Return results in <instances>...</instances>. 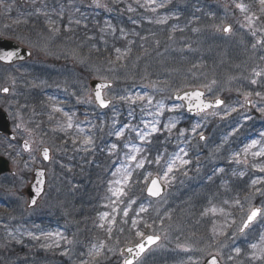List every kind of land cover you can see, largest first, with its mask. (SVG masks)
I'll use <instances>...</instances> for the list:
<instances>
[{
	"label": "rangeland",
	"instance_id": "374dc122",
	"mask_svg": "<svg viewBox=\"0 0 264 264\" xmlns=\"http://www.w3.org/2000/svg\"><path fill=\"white\" fill-rule=\"evenodd\" d=\"M72 1L80 4V6L85 3L98 8L95 4H91L93 0ZM99 2L103 3L105 9L108 10L112 0H99ZM162 2L163 0H156V3ZM235 2H243L249 5L251 12L260 15L257 0H235ZM171 4L173 9L169 8V12L161 10L157 16L170 15L172 17L176 14V6L188 7L190 5H200L197 9L201 13L192 24H184L185 29L171 21L164 23L161 30L160 28L151 29L148 27L149 32L154 36L151 37L148 34L149 39L143 46H141L142 41L131 44L136 42L132 40L131 43L127 41L123 46L120 45L123 49L118 48L122 52L126 51L127 54L124 59L119 61L116 60V54H113L115 57L114 64L106 62L113 57L105 56L106 53H103V57L97 59L93 64L90 55L87 56V59L79 56L73 49L74 44H79V41L70 40L66 36L67 34L53 33L47 28L48 31L45 35L55 42L45 43L43 40L37 41L35 36H32L34 30L19 31L15 34L8 32L7 27H0V35L18 38L21 44L33 52V57L26 62L12 66H1L4 68L0 67V88L2 86L10 88L8 94L0 93V106L9 113L10 118L12 117L20 125L15 130L18 138L27 139L31 143L29 153L24 152L21 146L16 148L17 158L11 162L12 167L16 170V176L14 178L0 176V264H62L58 260L57 252L61 256L63 255L64 264H72L73 262L80 264L81 260L89 259L87 252L91 245L99 244L100 241H104L107 245L104 250L105 258L100 261L104 264H122L121 249L138 240L135 236V229H131L130 220L133 217L140 221L138 225L140 231H142L141 227H145V223L154 224L153 228L145 227L147 233L159 234L162 237L160 243L163 244V247H153L152 251L143 258V264H160V258L167 259L166 251L170 253L169 256H175L177 261L187 253L194 254V257L199 260L197 262L201 263L207 255L219 253L218 256L223 264H239L234 257L232 260H228L229 255L225 249L236 241L246 244L247 250L244 259L247 258L251 250L248 245L255 243L260 233L264 231V219H258L247 230L246 235L237 236L235 240L227 238L225 242L218 244H216V239L211 237L213 231H210L208 236L203 237L199 236V232L203 231L202 223L222 216L219 212L216 215L211 212L207 216L201 215L205 208L212 205L217 208H224L226 212L232 214V218L239 221L243 214L240 207L233 206L231 202L239 199L244 209L247 210L249 202L245 200V196L251 191L249 187L251 180L264 175V173L253 170L250 166L237 164L231 159L234 152H240L252 140H261L259 134L254 136V131L259 129L254 118H258L257 116L263 118L264 116L257 112L253 106L247 108L245 105L241 108L240 105L244 103L243 93L251 92L253 94L250 97L252 102L257 106H264V99L255 95L256 92H260L264 96V77L253 76V68L256 63L260 62L258 70H264V59H261L264 57V48L258 46L253 49L251 47L255 38L247 27H242L246 23L244 21L245 13H241L235 8L234 0H196L193 2L173 0ZM123 14L128 16L130 11H124ZM226 24L232 26V34H225L216 30L215 26ZM256 26H264V21L256 22ZM193 29H197V31H193ZM72 30L74 28L70 27L63 33H70ZM198 31L199 33H196ZM202 32L207 41H203V47H200L197 42L202 39ZM156 36L163 37L162 41H158ZM181 37L186 38V42L191 48L185 44ZM109 43L110 45L107 44V46L112 48L117 42L112 40ZM182 51L187 52L184 57L187 66L178 69L173 65L176 63L177 55ZM80 54L83 55L82 52ZM122 62H126L125 72L119 70L123 69L120 65ZM80 67L87 71L81 72ZM143 68L150 71L153 69L152 76L166 72L168 75L150 78L152 76H147L142 72ZM94 71L99 74L97 78L112 80L113 85L106 90L108 98L147 93L153 97V106L143 108L141 103L130 105L115 101L109 108L101 110L94 103H83L82 99L91 93L89 80ZM253 78L257 80V84L251 83ZM212 81H216V83L211 84ZM132 83L135 84L128 88ZM153 84L156 85L155 88L152 87ZM202 85H211V91L202 88L208 98L224 96L225 104L221 109L216 110L219 112V115L216 116L208 115L204 118L200 115L195 120L190 121L186 119L185 115L176 114L177 112H165L160 117L162 122H166L170 117L175 116L178 123L171 134L165 131L155 134L156 137L162 136L164 141L172 145L179 143V141L186 145L190 140V156L185 157L189 160V164L183 166L180 172L186 171L187 167L190 171L184 180L173 173L174 179L169 185H166L164 196L155 202L144 205L146 209L153 206L151 217L148 220H143L140 215H137L140 205L136 206L133 212L130 210L128 217H124L122 209L127 205L122 206V208H120V203L108 206L110 201L107 198L102 202L104 205L102 213L106 212L108 206L109 218L116 217L110 237L106 231L109 226L107 223L109 218L101 221L99 217V223L96 227H91V219L84 213L82 219L77 223L72 214L74 207L78 208L83 204L85 198L80 196L77 199V195L79 193L91 195L92 184L89 172L92 163H94V179L100 174L101 164L93 152H95L96 146H99L96 151L100 155V149L108 141L112 142L116 139L115 135H109V132L113 130L112 120L117 121L116 128H118L121 119L124 118L128 119L125 123L134 126H136L137 121L141 123L142 117H150L152 120L153 117L146 113L155 111L156 101H163L166 106L180 104L173 100L172 93L183 87H200ZM52 94H56V97H51ZM53 105L62 108L63 111L60 115L53 111ZM226 107H235L237 111L228 116H223ZM181 110L183 111V109ZM40 112L45 115L44 121L48 116H55V119H52L50 123H47L50 119L45 121L43 125L45 128L41 127L43 131L35 124ZM63 112L75 113V122H84L95 116L94 123L86 126H82L83 123H81L85 133L89 134L88 130L91 129L90 134L94 137V147L90 151L85 152L80 147L71 149V143L67 141L71 138L68 135L70 129L67 130V133L59 130V126L66 121ZM129 113H131L130 117L125 116ZM136 115L138 118L132 122L133 118L131 117ZM245 115L250 116L251 119L244 120ZM222 116L223 118H221ZM185 120L189 124L182 123ZM196 123H200L201 127L198 129V133L193 135L190 129ZM238 125L240 131L229 136L228 134L232 129ZM180 129L186 130L185 138H178ZM200 132L206 138L203 141L198 140ZM75 134H78L76 129ZM75 134L73 137L76 136ZM225 137H228L227 141H225ZM249 137L253 139L249 141ZM42 144L50 145L53 151L52 161L46 166L45 192L35 207L27 208V198L22 193V189L30 180L32 166L38 163L37 150ZM261 144H258L252 151H258L261 146H264ZM185 151L188 152L186 149ZM243 158L242 154L241 159ZM248 159H252L250 162L253 161L251 156ZM255 162L264 163V158H255ZM145 165L148 166V163ZM155 165L157 164L155 163ZM133 168H135L134 165L132 170ZM220 168L224 171L213 175L215 170ZM241 171L245 172L243 177L239 175ZM234 172L236 175H233ZM149 174L148 171L147 174L139 176L137 180L135 176L132 177V182L127 189L129 195L125 200L135 198L138 202L142 198V191L144 192L148 181L145 178ZM210 176L212 177L211 180L209 179ZM219 178L222 180L213 182L214 179L216 181ZM233 179H236V187L231 189L225 183L227 181L232 182ZM249 180L250 182H243ZM242 182L245 184L244 188L239 186L240 183L242 185ZM84 183L85 185L88 184L90 188L81 192L78 188ZM100 192L101 187L98 188L97 193L100 194ZM88 199L91 200L88 196L86 203ZM115 199L116 197H112V200ZM225 200L230 202L229 205L223 204ZM250 202L258 207L264 206V197L257 195ZM179 203H182L183 206L176 209V204ZM113 207L116 208L115 212L112 211ZM230 210H234L237 215L229 212ZM223 217L225 216L223 215ZM125 219L127 224L123 222ZM101 223L105 224V228L99 227ZM86 225L88 227L84 228ZM223 225L224 222L219 220L218 224L214 226L222 228ZM233 230L234 228L231 229V231ZM53 231L62 233L71 243H65L61 240L59 244H62L63 247L57 251L55 247H41L42 244H50L52 241H46L43 238L37 241L26 235L27 232H33L36 236H40L41 232ZM102 231H106V236H103ZM67 232H70V236L67 235ZM165 235L167 239H163ZM85 239L87 240L84 242ZM16 240H19L20 243H17ZM178 243L186 245L189 250L177 248ZM220 244H223L224 247H219ZM66 249L68 254H64ZM107 249H111V251ZM198 250H200L201 255L198 254ZM71 254L83 255L84 258L79 260L76 257L75 261ZM191 260L196 262L193 258ZM185 264H190L189 260Z\"/></svg>",
	"mask_w": 264,
	"mask_h": 264
},
{
	"label": "snow or ice",
	"instance_id": "6c2138e0",
	"mask_svg": "<svg viewBox=\"0 0 264 264\" xmlns=\"http://www.w3.org/2000/svg\"><path fill=\"white\" fill-rule=\"evenodd\" d=\"M3 0H0V3H2ZM171 0H163L162 3H156V0H145L144 5H140L141 7H145L146 5H154L150 8L152 12H156L158 8H164L168 3H170ZM257 3L259 4V13L260 15H257L254 12L250 11V6L243 3V2H235L234 0V6L236 9H238L241 13H245L244 21L245 24L242 25V27H247L251 35L255 38L254 43L251 45L253 49H256L258 46L261 48H264V26L257 27L256 22L264 21V0H257ZM93 4H95L97 7H100L99 0H93ZM131 7L128 8V11H133ZM37 13L41 12V9H36ZM45 16H48L47 12H44ZM58 15H63V9L61 8ZM168 17H163L160 19H157L155 23L157 24H164L166 23ZM49 28L53 33H58L60 31L59 27L56 26V21L52 20L50 17L48 19ZM71 23V21H70ZM75 23L77 25L80 24V20H76ZM133 24L136 23L135 20L132 21ZM107 27L109 29H112V31H115V29L112 27V25L108 24ZM217 31H222L225 34H232L233 28L230 24L226 25H217L215 26ZM193 31H197V29H193ZM121 35H126L124 32V29H120ZM171 39V37H169ZM131 43V41L129 42ZM116 60H122L124 56L127 54V52H122L120 48H116ZM22 57L19 56V53L17 50H2L0 51V61H3L5 63H11L14 59H20ZM261 59H264V57H261ZM109 63H114V61H109ZM253 76L254 77H264V70H253ZM102 82L96 83L93 92L89 93L82 99L83 103L91 104L96 103L97 106L101 109L109 108L114 104L115 101H120L122 103H129L130 105H136L137 103H141L143 105V108H147L149 106H153V97L148 95L147 93L143 94H136V95H120V96H114L111 98H108L106 95V91L111 88V82L107 81V78H101ZM15 81L13 80V83ZM216 81H212L211 84H215ZM252 84H257V80L253 78L251 80ZM153 88L156 87L155 84L152 85ZM201 88H207L209 91H211V85H202ZM0 91H3L5 93L9 92V88L4 87L0 89ZM239 91V89H237ZM180 89H177L175 92L176 99L181 100L182 102H186V110L190 113H195L197 115H202L204 118H206L208 115L216 116L219 115V112L215 109H219L222 105H224V101L220 99L219 97H216L214 100H206L205 99V92L200 90V88H193L192 90L185 89L183 91V95H180ZM253 94L251 92H244V103L240 105L241 108L245 107L247 104H251L257 112H259L262 116H264V106H257L252 102L250 97ZM255 95L257 97H261L264 99V96L260 92H256ZM155 111L154 112H147V115H150L153 117L152 120H142L141 124L143 125L142 128H139L137 126L131 125V124H124L122 127L116 128L115 125L117 121L115 119L112 120V126L113 130L109 132V135H115L117 140H121L125 136L126 130L128 132H134L135 137L138 138V140L141 142V144L150 143V138L157 133L160 132H167L171 134L174 129L177 127V119L175 116L170 117L166 122H162L160 120V117H162L165 112L168 113H176L183 109L185 107L184 103L181 104H172L171 106H166L163 101H156L155 102ZM209 109H213V111L209 112ZM143 110V109H142ZM53 111L54 112H62V108L53 105ZM115 112V109H113ZM237 108L235 107H226L225 111L223 113V116H228L233 112H236ZM64 117L66 118V121L64 124L59 126V130L62 132L67 133L68 129L75 128L78 132V134H82V137L80 135H77L75 138L72 139V144L74 146L79 145L81 147V150L88 152L94 147V137L90 134L91 129L88 130L89 134L85 133V129L81 127V123L83 122H75L74 117L75 113L69 114L67 112H63ZM131 115V113H129ZM223 116L221 118H223ZM244 120H250L251 117L245 115L243 117ZM17 128L20 127L19 124L16 126ZM103 127V125H101ZM201 127L200 123H196L192 126L190 129L191 133L193 135L198 133V129ZM240 131L239 125L232 129V131L228 134L229 136L237 134ZM185 129H180L178 132V138H185ZM261 140H252L249 144L245 145L240 152H234L232 154L231 159L237 163V164H243L245 166H250L253 170H256L260 173H264V163L255 162V158H264V146H261L258 151H252V149L256 148L258 144H261L262 141H264V132L260 133ZM190 139V138H189ZM199 139L205 140V136L202 132L199 133ZM225 141H227L228 137L224 138ZM187 142V141H185ZM118 145L117 143H113L109 148V154H113L115 150L117 149ZM125 149H128L127 152L124 153L125 161L122 163H119L118 166L115 167V171L112 172V176L115 179L109 180V188L108 192L110 193V196L108 197L110 204L115 205L117 203H125V198L128 197L129 193L127 191L128 186L132 182L133 177V170L132 166L136 169H141L145 166L146 163H152L153 161L147 160L144 156L146 149L141 147L140 145H137L135 143L126 142L124 144ZM24 149L26 151H30V145L29 142L26 140L24 142ZM219 148L217 149V151ZM42 156L45 161L50 160V149L48 147L42 148ZM243 154V159H241V156ZM187 156V152L184 148H179V150L171 156L170 159H168L165 162V166L162 168V174H158L155 177H152L151 174H149L148 177H146V181L150 179V183L147 185V193L151 197H159L161 196L164 186L169 185L172 180L174 179V176L172 175L175 171H178L183 166L189 164V160H187L185 157ZM251 156L253 158V161L250 162L248 157ZM35 159V157H33ZM162 161V157L160 155H157L155 158V163L157 165H160ZM27 166V165H26ZM224 169H216L213 175L219 172H223ZM44 171L40 170L37 173V180L36 185H43L44 184ZM233 175H236L234 172ZM239 175L243 177L245 175V172L241 171L239 172ZM118 177V178H116ZM209 179L211 180L212 177L210 176ZM251 191L245 196V200L249 202V206L247 210L244 209L243 204L241 200L235 199L231 202L233 206L240 207L241 213L243 214L239 221H237L235 218H232V214L225 211L224 208H217L215 205H212L209 208H205L204 211L201 213L202 216H207L209 212H211L213 215H216L218 212L226 217L224 225L222 228H216L213 227V239L217 236H226V232L224 229H233L231 231V235L228 236V239L235 240L237 236L246 235L247 230H249L253 224L258 219H264V206H253L251 204V199L257 195L264 197V175L253 178L251 180L250 184ZM36 196H39L43 188L39 186H34ZM36 196H33L30 200V206H34L37 204ZM112 197H116L115 200H112ZM137 201L135 198L127 199L126 200V207L122 209L123 216L128 217L129 212L132 209L133 205L136 204ZM229 201L225 200L223 201L224 205H229ZM112 211L115 212L116 208L113 207ZM147 209L140 205L137 215L140 213H145ZM106 218H109V213L104 212L100 214V220L105 221ZM116 222V217L112 216L111 218L107 219L108 227L106 229L107 233L109 234V237L112 234V225H114ZM125 224H127V220L125 219L123 221ZM140 221L137 220L135 217L132 218L131 221V229H135V236L138 238L137 242L132 244L130 247H125L122 253L123 259L122 264H143V258L152 251V246L157 247H163V244L160 243L162 240V237L159 234H146L143 231L139 230ZM100 228H105V224L101 223L99 225ZM146 228H153L154 224H147L145 223ZM123 231V229H121ZM11 235V233H9ZM27 236L31 237L33 240L39 241L41 238L44 240L52 241V243H45L42 244L41 247L44 248H50V247H59V243L61 240H63L65 243H71V241H68L62 233L60 232H41L40 236H36L33 232H27ZM13 239H16L13 237ZM163 239H167V236L165 235ZM17 243H20L19 240H16ZM177 248H181L185 251H188L189 248L186 245L183 244H177ZM219 247H224L223 244H220ZM248 247L251 249L250 257L252 260H264V231H262L259 235V238L257 242L250 243ZM107 248V245L104 241H100L99 244H92L87 252V256L89 257L88 260H81L80 264H98V262L105 258L104 250ZM108 251H111V249H107ZM236 255L241 254V248L235 247L233 249ZM64 254H68L67 249L65 250ZM217 255H213L211 259L207 262V264H218ZM232 256H228V260H232ZM190 264H197V262L192 261L191 257H189Z\"/></svg>",
	"mask_w": 264,
	"mask_h": 264
},
{
	"label": "flooded vegetation",
	"instance_id": "af4514ba",
	"mask_svg": "<svg viewBox=\"0 0 264 264\" xmlns=\"http://www.w3.org/2000/svg\"><path fill=\"white\" fill-rule=\"evenodd\" d=\"M19 0H3L2 3H0V22L9 25L8 27L10 29H16L18 28L17 26H10L14 22H19L20 20L24 21H32L34 19L33 12H35L36 9L40 7L39 0H30L31 2L27 3L25 2L24 4L19 3ZM117 5L119 8L122 7L121 2L119 3L118 0H116ZM28 4L29 6H26ZM25 10V11H24ZM21 12H26L30 16L29 17H21L20 13ZM258 66H255L254 69H257ZM7 138L6 135L2 134L0 135V145H4L6 147L9 146L8 140H5ZM15 147V146H14ZM3 176V175H0ZM15 176V175H11Z\"/></svg>",
	"mask_w": 264,
	"mask_h": 264
},
{
	"label": "water",
	"instance_id": "95a60500",
	"mask_svg": "<svg viewBox=\"0 0 264 264\" xmlns=\"http://www.w3.org/2000/svg\"><path fill=\"white\" fill-rule=\"evenodd\" d=\"M0 49H4V50H13V49H15V50H17L18 51V53H19V56L20 55H22V56H20V57H22V58H24V57H26L27 55H29V53L27 52V51H25V50H23V49H20L19 47H17L15 44H13V43H5V42H0ZM96 83H100V82H97V81H95V82H92V87H93V90H94V87H95V84ZM190 91V90H189ZM180 95H183V91L182 92H180L179 93ZM176 98V97H175ZM179 100V99H178ZM181 101V100H180ZM182 102V101H181ZM182 103H184L185 104V110H186V102H182ZM187 111V110H186ZM188 112V111H187ZM190 113V112H189ZM190 114H195V113H190ZM0 132H6V133H8V129H7V119H6V116H5V114L2 112V111H0ZM7 170V164H6V162L3 160V159H0V173L1 172H4V171H6ZM150 183V182H149ZM148 183V184H149ZM34 186H39V187H42L43 188V185H36V182L34 181V182H32V184L29 186V188H28V190H27V192H28V194H29V196H30V200L32 199V197L33 196H36V193H35V188H34ZM163 192H164V189H163ZM162 192V193H163ZM145 193L148 195V193H147V187H146V189H145ZM149 196V195H148ZM38 198V196H36V199ZM154 198H156V197H154ZM213 256V255H212ZM212 256H210V257H208L205 261H204V263L203 264H207V262L211 259V257ZM218 259V258H217ZM218 264H221L220 262H219V260H218Z\"/></svg>",
	"mask_w": 264,
	"mask_h": 264
},
{
	"label": "trees",
	"instance_id": "16d2710c",
	"mask_svg": "<svg viewBox=\"0 0 264 264\" xmlns=\"http://www.w3.org/2000/svg\"><path fill=\"white\" fill-rule=\"evenodd\" d=\"M194 20H195V16H190L189 17V21L190 22H194ZM126 23H128L127 21H125ZM141 216H143V214L141 215ZM145 216V215H144ZM142 231H146V228L145 227H141L140 228Z\"/></svg>",
	"mask_w": 264,
	"mask_h": 264
}]
</instances>
